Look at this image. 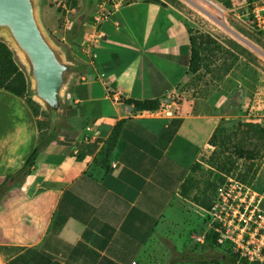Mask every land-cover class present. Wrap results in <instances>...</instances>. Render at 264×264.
I'll use <instances>...</instances> for the list:
<instances>
[{
    "label": "crops",
    "instance_id": "1",
    "mask_svg": "<svg viewBox=\"0 0 264 264\" xmlns=\"http://www.w3.org/2000/svg\"><path fill=\"white\" fill-rule=\"evenodd\" d=\"M119 1L90 53L86 31L70 36L78 16L65 15L77 14L69 0H40L77 74L53 137L0 199V264H143L173 204L212 168L225 96L205 95L189 73L196 23L171 0ZM127 100L157 101L173 116ZM39 121L24 98L0 89V186L43 140Z\"/></svg>",
    "mask_w": 264,
    "mask_h": 264
},
{
    "label": "rangeland",
    "instance_id": "2",
    "mask_svg": "<svg viewBox=\"0 0 264 264\" xmlns=\"http://www.w3.org/2000/svg\"><path fill=\"white\" fill-rule=\"evenodd\" d=\"M71 8L77 10L65 13L74 18L84 14L90 0H69ZM138 1V0H135ZM231 8L240 6L241 0H215ZM181 7L187 18L196 25L195 30L209 34L220 45H206L198 71L193 74L194 83L203 86V93L218 92L224 94L220 115L225 117L219 128L224 133L218 138V156L230 157L236 170L240 164L244 174L249 169L248 157L254 161V167L244 182L253 184L257 190H264V39L249 29L240 11L236 15H223L212 0H171ZM215 3V2H214ZM46 8V7H45ZM49 22L54 14L44 12ZM48 22V23H49ZM48 25V24H47ZM50 30L54 28L50 26ZM56 41V40H55ZM0 42H7L1 38ZM60 43V42H58ZM19 67L24 71L30 89V95L23 97L33 113L41 117L39 128L44 138L54 124L53 114H49L37 104L31 93L32 82L27 68L14 54ZM32 98L34 103H30ZM36 112V113H35ZM239 151L245 154L239 158ZM224 182L223 173L216 167L200 169L196 178L191 180L187 195H183L173 204L169 218L162 222L160 231L155 232L151 249L147 251L143 264H224L215 255L221 251L210 250L207 246L195 243L193 237L203 231L208 215L205 204L210 205L218 187ZM153 246V247H152Z\"/></svg>",
    "mask_w": 264,
    "mask_h": 264
},
{
    "label": "built area",
    "instance_id": "3",
    "mask_svg": "<svg viewBox=\"0 0 264 264\" xmlns=\"http://www.w3.org/2000/svg\"><path fill=\"white\" fill-rule=\"evenodd\" d=\"M215 2V3H214ZM119 0H100L86 20L87 38L82 48L92 52L103 39L102 26L108 22L121 7ZM240 6L227 8L212 0L220 12L236 15L240 11L245 25L264 39V0H241ZM179 94L173 95L176 104ZM165 116H173L170 106L160 109ZM237 170L223 174L224 182L218 187L210 209L205 210L208 222L203 231L193 237L196 244L207 245L209 233L217 235L216 244L220 248L229 247L238 260L235 264H264V190H257L253 184L244 182Z\"/></svg>",
    "mask_w": 264,
    "mask_h": 264
},
{
    "label": "water",
    "instance_id": "4",
    "mask_svg": "<svg viewBox=\"0 0 264 264\" xmlns=\"http://www.w3.org/2000/svg\"><path fill=\"white\" fill-rule=\"evenodd\" d=\"M99 2L90 0L86 4L87 18ZM1 38H5V44L27 68L33 100L54 114L53 120H58L66 101L72 102L69 89L77 70L69 62L64 47L46 30L40 0H0Z\"/></svg>",
    "mask_w": 264,
    "mask_h": 264
},
{
    "label": "trees",
    "instance_id": "5",
    "mask_svg": "<svg viewBox=\"0 0 264 264\" xmlns=\"http://www.w3.org/2000/svg\"><path fill=\"white\" fill-rule=\"evenodd\" d=\"M127 1H135V0H127ZM146 2H156L159 3V0H141ZM70 2V1H69ZM230 4L233 3L231 2ZM224 5V4H223ZM225 6V5H224ZM231 6V7H232ZM88 18L86 14H81L78 16L74 22L72 27L70 28V36L73 40H79L82 38L84 31H86V27L84 22ZM188 32L190 34V42H191V63L189 68V73L195 74L200 66V62L202 61V54L206 49V45L214 44L218 49H220V45L217 41H215L209 34L204 32H200L199 30H195L191 25L188 24ZM0 89H5L12 94L19 96L21 98L30 95V89L27 82V78L25 76L24 71L19 67L18 63L15 60L14 53L10 50V48L3 42H0ZM30 103H34L32 98L29 99ZM28 103V102H27ZM129 105H134V107L138 110L142 111H158L160 109V104L157 101H134V100H127L125 102ZM34 111V110H33ZM36 113V112H35ZM70 115L67 113V116ZM116 134V133H115ZM114 134V135H115ZM219 135L223 137L224 133L220 128L217 129L215 134L213 135L210 144L215 147V152L211 156L208 161L210 167L220 170L223 174L230 175L234 173L236 170L233 168L236 166L235 162L230 160V157H220L218 156V144L217 140ZM53 135L48 133L43 140L33 149L32 153L29 157L25 160L21 168L13 175L7 177L5 182L0 186V199L4 196L10 189L13 188L14 183L18 180L23 178L24 176L28 175L30 168L33 162L36 159V156L41 149V147L47 143ZM239 158L242 160L250 162L249 169L244 172V174H240V176H247L253 169L254 160L251 157L245 159V154L242 151L238 153ZM213 199L210 205L205 204L206 209H210L212 206ZM217 235L215 233H209L207 236V247L210 250L218 249L221 252L216 253V257L224 264H235L238 260L237 256L232 253L229 247L220 248L216 244Z\"/></svg>",
    "mask_w": 264,
    "mask_h": 264
},
{
    "label": "flooded vegetation",
    "instance_id": "6",
    "mask_svg": "<svg viewBox=\"0 0 264 264\" xmlns=\"http://www.w3.org/2000/svg\"><path fill=\"white\" fill-rule=\"evenodd\" d=\"M53 116H54V114H53Z\"/></svg>",
    "mask_w": 264,
    "mask_h": 264
}]
</instances>
